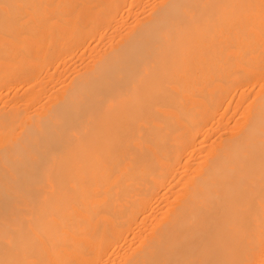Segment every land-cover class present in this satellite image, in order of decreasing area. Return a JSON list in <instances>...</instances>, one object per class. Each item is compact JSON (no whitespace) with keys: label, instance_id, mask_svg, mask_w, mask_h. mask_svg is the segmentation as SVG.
<instances>
[{"label":"bare ground","instance_id":"1","mask_svg":"<svg viewBox=\"0 0 264 264\" xmlns=\"http://www.w3.org/2000/svg\"><path fill=\"white\" fill-rule=\"evenodd\" d=\"M0 264H264V0H0Z\"/></svg>","mask_w":264,"mask_h":264}]
</instances>
